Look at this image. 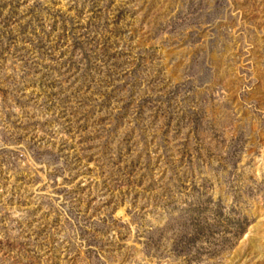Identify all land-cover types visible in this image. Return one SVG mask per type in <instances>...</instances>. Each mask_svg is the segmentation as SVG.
Here are the masks:
<instances>
[{
    "label": "rangeland",
    "instance_id": "1",
    "mask_svg": "<svg viewBox=\"0 0 264 264\" xmlns=\"http://www.w3.org/2000/svg\"><path fill=\"white\" fill-rule=\"evenodd\" d=\"M0 264H264V0H0Z\"/></svg>",
    "mask_w": 264,
    "mask_h": 264
}]
</instances>
